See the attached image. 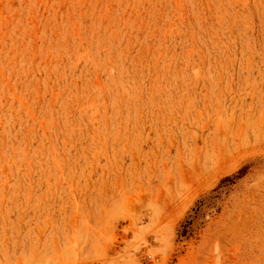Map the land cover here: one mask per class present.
Returning a JSON list of instances; mask_svg holds the SVG:
<instances>
[{"label":"rangeland","instance_id":"rangeland-1","mask_svg":"<svg viewBox=\"0 0 264 264\" xmlns=\"http://www.w3.org/2000/svg\"><path fill=\"white\" fill-rule=\"evenodd\" d=\"M0 264H264V0H0Z\"/></svg>","mask_w":264,"mask_h":264},{"label":"bare ground","instance_id":"bare-ground-1","mask_svg":"<svg viewBox=\"0 0 264 264\" xmlns=\"http://www.w3.org/2000/svg\"><path fill=\"white\" fill-rule=\"evenodd\" d=\"M229 152V151H228Z\"/></svg>","mask_w":264,"mask_h":264}]
</instances>
